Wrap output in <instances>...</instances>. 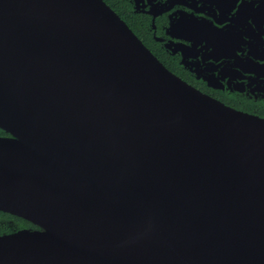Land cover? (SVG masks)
Instances as JSON below:
<instances>
[{"label":"water","instance_id":"95a60500","mask_svg":"<svg viewBox=\"0 0 264 264\" xmlns=\"http://www.w3.org/2000/svg\"><path fill=\"white\" fill-rule=\"evenodd\" d=\"M0 129V264H264V118L104 0H0Z\"/></svg>","mask_w":264,"mask_h":264},{"label":"flooded vegetation","instance_id":"af4514ba","mask_svg":"<svg viewBox=\"0 0 264 264\" xmlns=\"http://www.w3.org/2000/svg\"><path fill=\"white\" fill-rule=\"evenodd\" d=\"M124 1L136 30L112 9L168 70L225 105L264 118V0ZM14 138L0 129V140ZM24 230L38 227L0 210V237Z\"/></svg>","mask_w":264,"mask_h":264},{"label":"trees","instance_id":"16d2710c","mask_svg":"<svg viewBox=\"0 0 264 264\" xmlns=\"http://www.w3.org/2000/svg\"><path fill=\"white\" fill-rule=\"evenodd\" d=\"M105 1L107 2V4H109L111 6V8H113L115 11H117L129 23V20L126 16L127 10H126V5H125L126 3L124 0H105ZM130 25L134 28V26L132 24H130Z\"/></svg>","mask_w":264,"mask_h":264}]
</instances>
